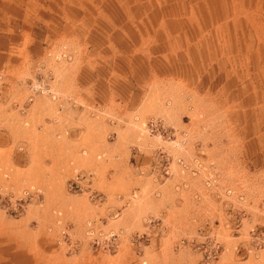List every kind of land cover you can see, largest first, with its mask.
<instances>
[{"label": "rangeland", "instance_id": "374dc122", "mask_svg": "<svg viewBox=\"0 0 264 264\" xmlns=\"http://www.w3.org/2000/svg\"><path fill=\"white\" fill-rule=\"evenodd\" d=\"M3 123L0 264H264V0H0ZM111 170V203L146 181L165 211L124 235L69 191L101 175L104 204Z\"/></svg>", "mask_w": 264, "mask_h": 264}, {"label": "crops", "instance_id": "0c3cea01", "mask_svg": "<svg viewBox=\"0 0 264 264\" xmlns=\"http://www.w3.org/2000/svg\"><path fill=\"white\" fill-rule=\"evenodd\" d=\"M1 102L5 106H7L9 104L8 96L4 95L1 98ZM8 129L9 125L7 123H3V125H1L0 127V140L5 146L10 145V137L9 133L7 132ZM111 129L117 131V139L114 142L110 141L107 143L104 141V139H102V149L108 153V156H110V153L116 152V149L118 147H121V152L124 154V157H132L131 148L129 147V145H121L120 131L122 129L114 126L113 128H110L108 130L111 131ZM78 131L77 137L81 135V133ZM141 161L142 164H144V158L139 156L138 163H141ZM106 177L108 183L103 187V189L105 190L103 193H106L105 195L107 196L106 202L104 204L94 205V208L99 214H105L106 217H115L114 219L118 222V228L122 234L127 235V228H132L131 226H136L137 231H139L138 229L142 227H146V221L144 220L146 215L159 214L165 211V209L162 208V205L160 204L162 203L160 199L161 194L159 193V191L151 193V188L145 189L146 181H144V183H140L139 189L140 192L144 193V196L147 198V201L151 202V207H148L146 204L140 206L137 205L136 202L130 203L128 204V206L126 205V203L125 206H120L124 202V200L121 201L120 198L118 200H115V202L111 203V201L109 200V195L118 191H127V185L117 184L115 173L112 170L108 172ZM101 182L102 177L100 175L98 179H96V181L94 182L93 186H99Z\"/></svg>", "mask_w": 264, "mask_h": 264}, {"label": "built area", "instance_id": "2783aa9c", "mask_svg": "<svg viewBox=\"0 0 264 264\" xmlns=\"http://www.w3.org/2000/svg\"><path fill=\"white\" fill-rule=\"evenodd\" d=\"M31 91L36 93H43L50 95L53 99H57V95L50 89L41 86H32ZM157 122L148 124V130L152 133L160 127ZM95 175L77 173L76 177L69 184V191L76 194H88L96 205L104 202V196L92 188ZM151 223L153 221H150ZM65 237L70 236L68 231L63 232ZM87 237L90 244L96 249H104L110 252H116L120 245V235L114 232L103 231L98 223L90 222L87 229Z\"/></svg>", "mask_w": 264, "mask_h": 264}]
</instances>
